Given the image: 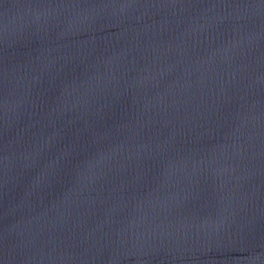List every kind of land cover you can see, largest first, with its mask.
<instances>
[{"label": "water", "instance_id": "obj_1", "mask_svg": "<svg viewBox=\"0 0 264 264\" xmlns=\"http://www.w3.org/2000/svg\"><path fill=\"white\" fill-rule=\"evenodd\" d=\"M0 264H264V0H0Z\"/></svg>", "mask_w": 264, "mask_h": 264}]
</instances>
